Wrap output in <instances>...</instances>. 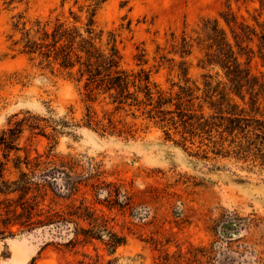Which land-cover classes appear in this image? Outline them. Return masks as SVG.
<instances>
[{
    "label": "rangeland",
    "instance_id": "rangeland-1",
    "mask_svg": "<svg viewBox=\"0 0 264 264\" xmlns=\"http://www.w3.org/2000/svg\"><path fill=\"white\" fill-rule=\"evenodd\" d=\"M10 1L0 0V221L15 220L20 204L67 210L70 204L83 203L106 224L103 240L108 241L111 231L125 244L114 254L100 240L71 249L63 245L67 238H56L49 228L0 223V264H97L98 257L105 262L118 257L120 264H163L167 253H182V264H264V253L259 254L264 252V170L233 157L231 139L223 145L219 135L212 142L196 139L184 147L176 129L161 128L142 111L135 110L136 117L134 110L116 112L108 96L89 100L84 88L66 74L43 68L39 60L13 47L17 15L69 16L70 8L79 12L88 0ZM260 12L263 22L264 0H106L97 25L105 32L104 42L109 32L118 35L125 69L151 71L153 82L176 95L187 84L173 35L179 38L186 32L195 41L193 54L186 58L188 85L203 89L205 75L227 81L219 67L204 69L200 64L204 52L196 42L204 39L203 21L235 14L256 26L254 17ZM257 43L241 61L264 83V55ZM200 102L203 98L194 108ZM89 110L99 118L113 113L116 121L133 126L135 137L88 128ZM64 120L72 125H57ZM218 149L232 157L217 156ZM54 167L72 177L56 170L51 175L46 168ZM46 181L61 188L73 182L79 190L70 199L68 190H58L65 198L52 203L51 192L46 199L41 192ZM24 187L28 195L22 200ZM229 212L255 214L263 221L223 234L216 230L218 221ZM81 225L90 227L87 222ZM241 237L245 241H237ZM246 244L251 245L248 251ZM200 248H207V257L188 260L189 252L196 255Z\"/></svg>",
    "mask_w": 264,
    "mask_h": 264
},
{
    "label": "trees",
    "instance_id": "trees-1",
    "mask_svg": "<svg viewBox=\"0 0 264 264\" xmlns=\"http://www.w3.org/2000/svg\"><path fill=\"white\" fill-rule=\"evenodd\" d=\"M105 2L106 0H88L86 4L80 6L79 12L70 8L69 16L51 15L47 18L31 19L19 14L15 17L17 22L13 25L15 32L13 37L18 36L13 39V47L18 48L20 53L32 60H39L43 68L66 74L68 79L84 88L89 100L95 101L97 96H108L109 104L115 106L116 112L134 110L132 114L136 117L135 110L142 111L161 128L176 129L184 147L187 142L195 144L196 139H200L201 144H205V141L212 142L216 135H219L220 143L223 145L231 139L229 146H235L233 157L264 170V83L253 76L250 69L244 67L241 61L248 55L247 52H252V44H256L257 41L261 56L264 55L262 12L254 17L256 26L261 28L260 32L245 18H239L235 14L230 16L221 14V18L203 21L201 33L204 39L196 42L204 52L200 64L204 69L219 67L227 80L217 81L212 75H205L203 89L196 84L188 85L190 79L186 65L189 63L186 58L193 54L195 41L186 32L179 38L173 35L175 54L182 59L181 75L187 84L180 86V91L173 95L163 91L153 82L151 71L142 68L134 72L122 66L117 34L109 32L104 42L105 32L97 25V15ZM12 3L13 0L9 4ZM78 3L76 1L75 5ZM200 91L203 92L202 96L198 94ZM201 98L204 102H200L198 109L194 108L195 101H200ZM105 114L103 118H99L96 112L89 110L85 116V125L103 135H116L127 139L135 137L136 131L133 126L116 121L113 113ZM57 125L66 127L72 123L70 120H64ZM170 138L168 136V139ZM214 142L219 144V141ZM221 151L218 149L214 154L232 157L231 154H221ZM46 169L51 175L58 172L72 177L71 174L56 167ZM62 189L69 191L70 195L66 199H70L79 190V186L70 182V186L52 187L48 181L46 185L41 186L44 199L51 192L54 199L52 203L65 198L57 192ZM15 191L18 190H13ZM20 193L22 200L28 195L25 187ZM20 205L21 211L15 209L17 216L15 220L12 222L1 220L0 223L4 226L19 224L22 227L39 225L49 228L50 232L55 231L56 238H67L63 245L71 249L100 240L109 248L110 254H114L125 244L122 236L111 231L108 232V241L103 240V233L107 231L106 224L98 222L99 215L83 203L79 206L70 204L67 210L52 207L42 209L38 208L40 204L35 202ZM257 221L263 220L257 218L255 214L243 217L237 212H229L219 219V228L216 230L223 234L239 232L245 225L249 228ZM82 222H87L90 227L84 228ZM71 233L72 236H69ZM241 240L245 241V237L237 239ZM245 248V251H248L251 245L246 244ZM253 252L258 253L256 249H253ZM189 253L191 258L188 260H195L198 255L207 257V248H202L196 255ZM181 259L182 253L177 255L167 253L163 264L174 262L182 264ZM208 259L211 261L213 258ZM77 264L91 263L80 261ZM97 264H120V259L115 257L105 262L98 257Z\"/></svg>",
    "mask_w": 264,
    "mask_h": 264
}]
</instances>
